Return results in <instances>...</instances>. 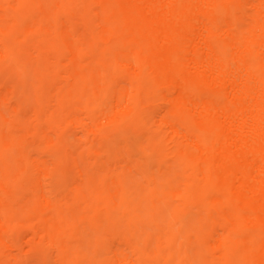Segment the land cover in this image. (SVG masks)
<instances>
[{
  "label": "bare ground",
  "instance_id": "1",
  "mask_svg": "<svg viewBox=\"0 0 264 264\" xmlns=\"http://www.w3.org/2000/svg\"><path fill=\"white\" fill-rule=\"evenodd\" d=\"M0 264H264V0H0Z\"/></svg>",
  "mask_w": 264,
  "mask_h": 264
}]
</instances>
